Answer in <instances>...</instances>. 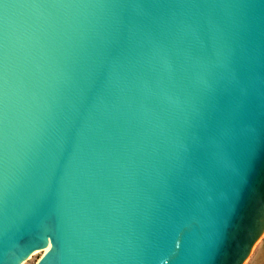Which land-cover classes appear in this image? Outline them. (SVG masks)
<instances>
[{
    "label": "water",
    "instance_id": "water-1",
    "mask_svg": "<svg viewBox=\"0 0 264 264\" xmlns=\"http://www.w3.org/2000/svg\"><path fill=\"white\" fill-rule=\"evenodd\" d=\"M25 2L0 9V182L16 193L0 252L243 264L264 234V0ZM204 115L236 144L207 184L180 158ZM57 157L68 231L31 204Z\"/></svg>",
    "mask_w": 264,
    "mask_h": 264
},
{
    "label": "snow or ice",
    "instance_id": "snow-or-ice-1",
    "mask_svg": "<svg viewBox=\"0 0 264 264\" xmlns=\"http://www.w3.org/2000/svg\"><path fill=\"white\" fill-rule=\"evenodd\" d=\"M35 6L25 2V0H0V9L7 15V10L12 7H29ZM262 109H264V98H262ZM203 119L207 121V126L199 125L190 128L189 143L187 145L181 143L183 155L182 159L195 156L196 159L203 162L201 168V182L207 184L208 181L205 175L211 177V172L220 167L228 166L229 153L236 147L234 141V134L231 129L216 126L215 122L207 115ZM256 132V128L250 129ZM71 134V127L68 129ZM261 139H264V123L259 129ZM207 142H210L214 151L212 153L206 152ZM239 169L235 172L238 174ZM69 174L68 168L62 164L59 157L53 160L51 165L48 180L41 188L40 192L32 197L31 204L34 212L45 214L48 224L53 228H67L69 224V216L65 209L64 193L61 189V181ZM172 188L174 191L179 192V180L172 179ZM16 193L11 190L7 179L5 178L0 182V225L4 224L11 213L10 201ZM197 221L195 218H188L183 226L191 228ZM179 247V245H177ZM26 251V250H25ZM23 253L17 260L22 258ZM0 264H10L9 255L6 252H0Z\"/></svg>",
    "mask_w": 264,
    "mask_h": 264
},
{
    "label": "rangeland",
    "instance_id": "rangeland-1",
    "mask_svg": "<svg viewBox=\"0 0 264 264\" xmlns=\"http://www.w3.org/2000/svg\"><path fill=\"white\" fill-rule=\"evenodd\" d=\"M43 254L41 250L36 251L22 264H36ZM243 264H264V234L254 245L250 255Z\"/></svg>",
    "mask_w": 264,
    "mask_h": 264
},
{
    "label": "bare ground",
    "instance_id": "bare-ground-1",
    "mask_svg": "<svg viewBox=\"0 0 264 264\" xmlns=\"http://www.w3.org/2000/svg\"><path fill=\"white\" fill-rule=\"evenodd\" d=\"M48 249H49V247L47 246L43 250H41V252L45 253V252H47Z\"/></svg>",
    "mask_w": 264,
    "mask_h": 264
}]
</instances>
